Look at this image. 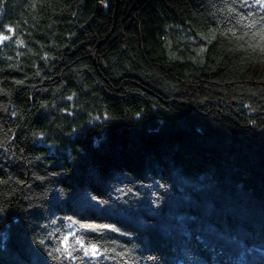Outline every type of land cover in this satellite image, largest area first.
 I'll use <instances>...</instances> for the list:
<instances>
[{
	"label": "trees",
	"instance_id": "16d2710c",
	"mask_svg": "<svg viewBox=\"0 0 264 264\" xmlns=\"http://www.w3.org/2000/svg\"><path fill=\"white\" fill-rule=\"evenodd\" d=\"M26 2L5 0L2 22L24 27ZM107 3L105 11L99 0H52L33 32L46 43L50 16L59 29L53 39L67 46L49 49L58 59L52 71L43 68L42 87L29 68L27 84L13 89L21 125L47 123L34 105L50 96V82L72 84L73 68L92 88L84 100L102 104L116 122L72 141L54 134L44 147L26 140L21 126L9 152L0 149V207L10 209L0 215V264H47L30 238L52 245L63 233L69 250L101 239L122 247L130 230L163 264H264L256 252L264 250V54L214 32L204 0ZM189 36L207 45L204 63ZM4 65L5 83L25 79ZM245 99L255 112L243 109ZM141 115L148 118L137 124ZM8 119L0 113L5 128ZM166 181V199L153 207L150 192ZM89 191L109 203L91 201ZM114 223L119 233L81 227Z\"/></svg>",
	"mask_w": 264,
	"mask_h": 264
},
{
	"label": "clouds",
	"instance_id": "9594fccd",
	"mask_svg": "<svg viewBox=\"0 0 264 264\" xmlns=\"http://www.w3.org/2000/svg\"><path fill=\"white\" fill-rule=\"evenodd\" d=\"M5 0H0V60L5 62L4 67L15 72H22L25 79L12 80L5 83L0 79V113L5 114L9 119L6 121L9 126L5 128L4 123H0V149L6 153L14 144L17 129L23 127V135L34 146L44 147L49 138L54 134L63 133L62 139L72 141L74 135H83L85 131L103 133L113 122V116L110 110L106 109L100 103H88L84 100L82 93L92 91L88 85L87 77L82 69L73 68L74 75L71 76L72 84L53 85L50 82V96L41 100L38 105L43 109L42 117L47 118V123L31 124L30 122H21L25 120L22 107L16 105L13 89L27 84L30 68L32 78H39L42 87L46 79L43 68L52 71L54 63L57 61L55 52L49 49L59 50L66 47L67 44H61L53 36L59 33V29L53 27L57 24L55 19L48 17L46 27L51 29V33L45 31L43 34L48 37L47 42L37 41L33 32H39L41 21L45 19V14L52 8V0H27L22 5L24 12L21 13L24 27L19 21L2 22L5 16ZM99 5L106 11L108 8L107 0H99ZM205 12L215 22L214 32H219L226 37L230 44L251 49L253 52L264 54V0H204ZM66 11V9H62ZM27 13L25 15L24 13ZM72 39V34H68L67 40ZM195 44V37H188ZM33 44L36 46L33 47ZM192 53L201 63H204V56L208 52L207 45L195 44L191 46ZM174 58V57H170ZM43 65V67L41 66ZM130 65H125L126 70H130ZM242 107L246 112H255L258 105L250 99L242 101ZM83 118L85 121L82 128L79 127V121ZM148 117L145 115L137 116L136 123L141 124ZM73 124L76 126L74 127ZM255 128L256 121H251ZM96 145V138L93 141ZM51 148L48 149L50 151ZM10 155H15L14 152ZM163 180V179H162ZM170 183L158 182V189L150 192V202L153 207H160L166 199V194L170 190ZM63 195V194H61ZM91 201L101 206L107 205L103 198L98 197L92 192H88ZM7 205L0 207V215L6 216ZM117 223L112 225H81L93 230L108 229L111 233H119L120 229L116 227ZM127 243L122 247H116V241L97 240L91 247L81 244L79 247L73 246L71 250L64 246L67 240V234H61L54 238L52 245L46 243L47 238H30L33 247H35L44 257L47 264H82L83 258H89L90 264H101V261H107L109 264H163V257L157 251L143 250V244L136 239L137 234L132 230L121 233ZM138 247L133 248V244ZM111 245V246H110ZM95 247V254L90 250ZM87 249V251H86ZM79 252L81 255H74ZM258 254L264 255V250L256 249ZM192 257V253H187Z\"/></svg>",
	"mask_w": 264,
	"mask_h": 264
},
{
	"label": "snow or ice",
	"instance_id": "6c2138e0",
	"mask_svg": "<svg viewBox=\"0 0 264 264\" xmlns=\"http://www.w3.org/2000/svg\"><path fill=\"white\" fill-rule=\"evenodd\" d=\"M90 250L95 254V247L94 246ZM86 251H87V249H86Z\"/></svg>",
	"mask_w": 264,
	"mask_h": 264
},
{
	"label": "rangeland",
	"instance_id": "374dc122",
	"mask_svg": "<svg viewBox=\"0 0 264 264\" xmlns=\"http://www.w3.org/2000/svg\"><path fill=\"white\" fill-rule=\"evenodd\" d=\"M102 7V6H101Z\"/></svg>",
	"mask_w": 264,
	"mask_h": 264
}]
</instances>
